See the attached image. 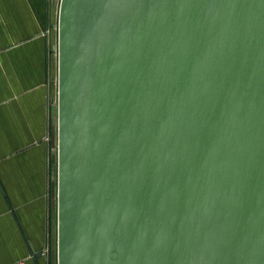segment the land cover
Masks as SVG:
<instances>
[{"label":"water","instance_id":"95a60500","mask_svg":"<svg viewBox=\"0 0 264 264\" xmlns=\"http://www.w3.org/2000/svg\"><path fill=\"white\" fill-rule=\"evenodd\" d=\"M56 264H264V0H60Z\"/></svg>","mask_w":264,"mask_h":264},{"label":"crops","instance_id":"0c3cea01","mask_svg":"<svg viewBox=\"0 0 264 264\" xmlns=\"http://www.w3.org/2000/svg\"><path fill=\"white\" fill-rule=\"evenodd\" d=\"M54 15L48 0H0V264H53V250L56 260L50 100L57 64L46 33Z\"/></svg>","mask_w":264,"mask_h":264},{"label":"built area","instance_id":"2783aa9c","mask_svg":"<svg viewBox=\"0 0 264 264\" xmlns=\"http://www.w3.org/2000/svg\"><path fill=\"white\" fill-rule=\"evenodd\" d=\"M49 9L54 11V21H50L49 27L46 30L48 36V53L50 59L57 64V33H58V10L60 5V0H48ZM54 40V41H53ZM54 84L56 87L55 94L51 97L50 103L51 107L56 106L57 104V78L54 80ZM45 141L49 142L50 138L45 137ZM48 253V249L45 250V253Z\"/></svg>","mask_w":264,"mask_h":264},{"label":"rangeland","instance_id":"374dc122","mask_svg":"<svg viewBox=\"0 0 264 264\" xmlns=\"http://www.w3.org/2000/svg\"><path fill=\"white\" fill-rule=\"evenodd\" d=\"M54 41V40H53ZM54 124L56 125L55 118L53 119ZM56 134V133H55ZM53 135L52 142H51V153H52V196H53V225H55V215H56V150H57V143H56V135ZM55 226H53L54 228ZM56 263L55 260V250H53V264Z\"/></svg>","mask_w":264,"mask_h":264}]
</instances>
